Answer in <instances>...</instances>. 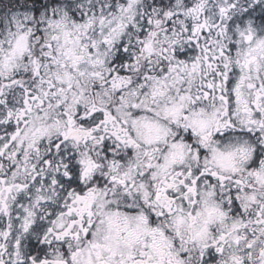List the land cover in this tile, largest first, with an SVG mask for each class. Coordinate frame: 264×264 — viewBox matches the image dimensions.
Returning a JSON list of instances; mask_svg holds the SVG:
<instances>
[{
  "label": "snow or ice",
  "instance_id": "snow-or-ice-1",
  "mask_svg": "<svg viewBox=\"0 0 264 264\" xmlns=\"http://www.w3.org/2000/svg\"><path fill=\"white\" fill-rule=\"evenodd\" d=\"M0 264H264V0H0Z\"/></svg>",
  "mask_w": 264,
  "mask_h": 264
}]
</instances>
